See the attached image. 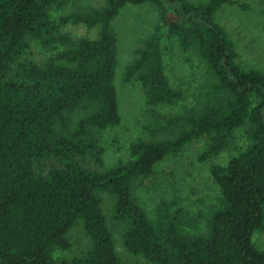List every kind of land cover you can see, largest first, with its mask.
I'll return each mask as SVG.
<instances>
[{
	"label": "trees",
	"instance_id": "1",
	"mask_svg": "<svg viewBox=\"0 0 264 264\" xmlns=\"http://www.w3.org/2000/svg\"><path fill=\"white\" fill-rule=\"evenodd\" d=\"M58 1L0 0V264H123L101 192L113 197V216L126 224L124 249L151 264H264V250L252 241L264 231V72L238 63L215 21L231 0H103L52 19ZM144 3L159 8L162 24L135 50L124 79L140 83L152 108L178 103L184 92L168 79L162 49L163 37H175L184 54L199 58L206 81L193 106L159 117L164 132L177 134L137 139L132 159L105 168L100 133L121 121L112 24L125 7ZM68 24L99 32L74 38L62 30ZM30 40L51 56L21 60ZM240 129L244 149L211 167L220 201L204 232L186 230L174 202L161 200L155 217L147 215L136 180L192 138L205 137L201 158H214ZM79 224L90 247L71 262L54 256L71 249L69 233Z\"/></svg>",
	"mask_w": 264,
	"mask_h": 264
},
{
	"label": "rangeland",
	"instance_id": "2",
	"mask_svg": "<svg viewBox=\"0 0 264 264\" xmlns=\"http://www.w3.org/2000/svg\"><path fill=\"white\" fill-rule=\"evenodd\" d=\"M200 2L204 0H189ZM103 0H59L52 8V19L77 9L88 6L98 7ZM161 12L151 3L130 5L120 11L113 22L118 41V59L114 84L121 121L100 133V142L104 148V167L109 168L119 162L132 159L130 145L137 139H151L160 134L165 137L175 132H164L161 125L165 121L160 116H178L185 107L195 104L201 86L206 81L199 58L195 54H184L177 38H162L164 66L171 84L184 92L183 98L174 105H160L155 108L146 103L142 86L137 81H126L124 74L127 65L134 57L135 50L142 41L150 36L158 25H161ZM215 21L226 31L233 42L237 61L245 68H255L264 72V0H231L215 14ZM63 31L74 38H95L99 28L88 29L82 24L65 25ZM51 56V51L40 43L30 40L29 47L21 60H34L39 63ZM247 144L244 130L235 131L226 148L216 157L202 159L207 145L205 137L188 140L183 149L166 155L155 165L154 173L144 179L135 181L134 194L147 215L155 217V210L161 200L174 202L181 208L184 216L182 222L189 232L205 231L207 216L219 205L220 191L211 175L213 165L225 166L232 156L237 155ZM57 167L55 161L49 166ZM88 167L95 168L93 162ZM107 225L110 228L118 255L123 264H151L141 256L128 253L122 244V231L125 222L113 216L114 199L108 193H99ZM71 249L57 250L54 256L71 262L80 256L91 245L81 224L76 225L69 233ZM252 241L255 246L264 250V231H256Z\"/></svg>",
	"mask_w": 264,
	"mask_h": 264
}]
</instances>
